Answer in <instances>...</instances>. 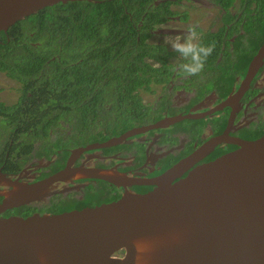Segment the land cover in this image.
Instances as JSON below:
<instances>
[{
  "label": "water",
  "instance_id": "1",
  "mask_svg": "<svg viewBox=\"0 0 264 264\" xmlns=\"http://www.w3.org/2000/svg\"><path fill=\"white\" fill-rule=\"evenodd\" d=\"M67 1L73 0H0V30ZM263 53L264 44L259 58ZM183 117L189 116L166 117L149 128ZM213 143L164 171L146 194L125 193L109 203L57 213L0 216V264H264V136L238 140L236 150L190 169ZM70 163L33 182L0 170V213L46 200L54 182L71 173L133 182L115 170L71 168Z\"/></svg>",
  "mask_w": 264,
  "mask_h": 264
},
{
  "label": "flooded vegetation",
  "instance_id": "2",
  "mask_svg": "<svg viewBox=\"0 0 264 264\" xmlns=\"http://www.w3.org/2000/svg\"><path fill=\"white\" fill-rule=\"evenodd\" d=\"M160 1L155 0L154 4ZM171 1V13L156 29L149 30L146 42L150 45L165 44L172 50L166 39L183 35L189 25H195L201 34V42L214 45L204 71L198 76L178 74L173 68L183 60L179 53H174L166 59L165 68L159 71L150 68L148 77L152 90L140 93L145 105L144 115L133 119L124 131L110 134L105 139L77 144L62 137L52 151L34 145L25 156L23 166L16 173H8L21 175V180L33 182L65 169L70 161L71 168L115 170L131 177L133 182L120 184L90 176L76 177L71 173L54 182L53 193L44 202L28 205L48 203L51 198L54 201H85L83 206L80 204V207L68 209L72 210L109 203L125 193L146 194L155 188L153 180L164 171L209 143L214 142L190 169L236 150L238 140H255L264 136V53L259 58L264 44V0H233L228 7L218 0ZM193 10L200 14L193 16ZM9 28L0 32L7 33ZM256 58L259 59L256 68L248 75L249 66ZM159 63L153 66L161 67ZM16 84L15 101L20 95L19 84ZM15 101L1 102L10 105ZM176 115L189 117L149 128L166 117ZM60 123L70 130L69 123ZM144 127L148 129L127 136L121 142L93 147L109 138ZM22 206L27 205L7 209L0 216H23L17 211Z\"/></svg>",
  "mask_w": 264,
  "mask_h": 264
},
{
  "label": "trees",
  "instance_id": "3",
  "mask_svg": "<svg viewBox=\"0 0 264 264\" xmlns=\"http://www.w3.org/2000/svg\"><path fill=\"white\" fill-rule=\"evenodd\" d=\"M154 1L59 2L0 32V72L15 80L20 92L10 105L0 101L2 172L16 173L34 145L52 151L62 137L72 144L105 139L144 115L140 93L152 90L150 68H165L176 53L146 42L149 30L171 13V0ZM232 1L218 0L223 6ZM80 204L85 201L51 198L17 211L57 213Z\"/></svg>",
  "mask_w": 264,
  "mask_h": 264
},
{
  "label": "clouds",
  "instance_id": "4",
  "mask_svg": "<svg viewBox=\"0 0 264 264\" xmlns=\"http://www.w3.org/2000/svg\"><path fill=\"white\" fill-rule=\"evenodd\" d=\"M165 42L171 46L172 51L179 53L183 60L173 68V71L184 76L201 74L214 47L201 42V34L195 25H189L183 35L168 38Z\"/></svg>",
  "mask_w": 264,
  "mask_h": 264
},
{
  "label": "rangeland",
  "instance_id": "5",
  "mask_svg": "<svg viewBox=\"0 0 264 264\" xmlns=\"http://www.w3.org/2000/svg\"><path fill=\"white\" fill-rule=\"evenodd\" d=\"M231 3L228 2L224 6L228 7ZM200 12L198 10H193L192 15L198 16ZM171 38V37H169ZM17 84L13 80L7 78L4 74L0 73V101H5L7 103L13 102L17 97ZM0 188L3 186L0 185Z\"/></svg>",
  "mask_w": 264,
  "mask_h": 264
}]
</instances>
